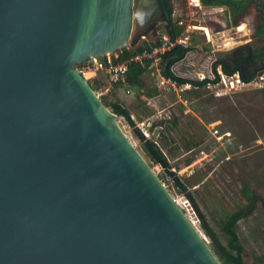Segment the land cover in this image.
Returning a JSON list of instances; mask_svg holds the SVG:
<instances>
[{
  "label": "water",
  "instance_id": "1",
  "mask_svg": "<svg viewBox=\"0 0 264 264\" xmlns=\"http://www.w3.org/2000/svg\"><path fill=\"white\" fill-rule=\"evenodd\" d=\"M134 12L0 0V264H220L76 70L128 47Z\"/></svg>",
  "mask_w": 264,
  "mask_h": 264
},
{
  "label": "rangeland",
  "instance_id": "2",
  "mask_svg": "<svg viewBox=\"0 0 264 264\" xmlns=\"http://www.w3.org/2000/svg\"><path fill=\"white\" fill-rule=\"evenodd\" d=\"M169 1L173 27L180 30L174 44L192 47L183 61L171 67V73L182 81L176 90L160 85L162 71L156 64L143 76V88L139 84L131 87L125 79L123 85L117 84L114 77L107 71L96 70L89 60L76 66V70L93 86L99 99L117 101L129 113L134 127L119 116L118 126L210 250L212 241L204 229L224 244L215 222L240 208L244 215L236 229L243 262L264 264V97L260 92L264 89V70L254 72L259 64L250 60V72H254L250 82L236 84L234 77L216 86L202 83L197 94L186 93L194 91L190 85L184 90L186 83L211 70L212 62L225 60L231 65L228 56L235 48L243 47L245 56L246 50L264 48V35L254 37L258 26L264 29V9H250L234 26L235 18L225 7H203L200 0ZM151 3L152 0H146L145 5L151 7ZM156 3L158 6L157 0ZM257 3L264 5V0ZM138 24L134 20L133 38L139 33ZM164 37L171 42L162 21L136 46L126 48L135 49L160 40L163 43ZM148 91L154 96L148 97ZM173 119H177L175 128L164 133V140L158 138L162 127L152 130V125L160 121L168 125L167 121ZM135 129L157 143L167 157L170 171L184 183L183 190L165 178L162 167L148 162ZM188 160L191 163L186 165Z\"/></svg>",
  "mask_w": 264,
  "mask_h": 264
},
{
  "label": "trees",
  "instance_id": "3",
  "mask_svg": "<svg viewBox=\"0 0 264 264\" xmlns=\"http://www.w3.org/2000/svg\"><path fill=\"white\" fill-rule=\"evenodd\" d=\"M257 1L259 0H241V1H235V0H200V3L203 7H225L227 10H229V13L235 18L233 25L236 26L238 24V18L242 17L246 14H248L249 10L252 8H261L264 9L263 4H258ZM171 14V12H170ZM180 30L177 27H173V33H171L167 27H166V34L168 35L169 39H172V34L175 36V38L179 35ZM264 35V29H262L261 26H258L254 31V37H262ZM162 45V41H157L154 44H143L142 46H139L135 49H127L124 48L118 53L117 59L114 61L117 63L124 62L130 60V58L142 54L144 51L151 52V50L155 47H159ZM190 48H185L188 52ZM176 49H173V52H175ZM169 52L163 53L160 56V59L167 60V55ZM250 60H254L255 63L258 62L259 67L255 69L257 70H264V48L256 47L254 50L251 51V54L249 56ZM164 65H165V62ZM162 62V63H163ZM151 59H143L140 63H130L128 66L127 73L124 77L125 81L131 86L140 85L141 88H143V84L141 82L143 76L151 70ZM169 67H167L166 72L164 71V67L162 66V74L164 76H171ZM252 77V76H250ZM249 77V80H252V78ZM176 80L181 83L179 79L176 78ZM117 84L123 85L121 81H117ZM194 87L192 92L186 91L187 94L194 93L197 94L201 85L199 83H192ZM93 91L95 89L92 85H90ZM155 94L156 91L154 90ZM261 94L264 97V89L260 90ZM148 97L154 96L151 91L147 92ZM101 103L108 109H110L112 112H114L119 117H122L128 121L130 126L134 127L133 121L130 119L129 113L126 111L122 105H120L117 101L112 102H106L103 99H100ZM168 125H163V122H156L154 125H152L151 129L154 130L158 127H162V129L159 131L158 138L160 137L162 140L165 139V132H168L169 130H172L175 128L177 119H173L170 121H167ZM136 135L138 136L139 140L142 142V150L145 153V156L150 164L159 165L162 167L163 171L165 172V178L169 179L173 186L179 190H183L185 188L184 183L181 181L179 177L175 175V173H172L170 171V165L167 160V157L163 153V151L160 149V147L157 145L155 141H151L150 139H147L138 129L134 130ZM191 163L190 160L186 162V165H189ZM244 211L240 208L234 211L233 213L225 216L219 221H216L215 224L219 229V232L224 237V244L220 241L216 240V237L209 233V231L204 229V233L206 237H208L211 242V248L214 253V255L217 257V259L220 261L221 264H244L242 259V252L243 248L241 243L239 242L238 235H237V229L236 225L238 221L243 217Z\"/></svg>",
  "mask_w": 264,
  "mask_h": 264
},
{
  "label": "built area",
  "instance_id": "4",
  "mask_svg": "<svg viewBox=\"0 0 264 264\" xmlns=\"http://www.w3.org/2000/svg\"><path fill=\"white\" fill-rule=\"evenodd\" d=\"M163 40L164 42L162 43L161 46L153 48L151 52L144 51L142 54H138L130 58V60L128 61H124L120 63L115 62L114 60L117 59L119 52L113 55H106V56H102L98 58H91L89 59V61L91 62V64H93L96 70L107 71L110 76L115 78V80L121 81L123 83L129 64L130 63H140L145 58L152 60L151 66L152 64L159 65L162 71V60L160 59L159 55L166 53V51L171 46V42H168L166 37H164ZM98 60H100V62ZM202 73L203 74H200L195 81H190L186 83L184 90L187 89L189 85L193 86L192 83H199L200 85L202 83H207L210 86L211 85L216 86L219 84H226V79L227 80L233 79L232 76L230 77L227 74L221 72L220 68H218L216 72H214L212 69L209 71L207 69L203 71ZM171 74L173 75V77L164 76L161 72L162 76L160 78L159 83L161 86H165V85L168 86V90L170 89L176 90V86L179 85L180 83L176 80V78L178 79V77L174 75L173 73ZM236 82H237L236 84H242V82L237 78H236ZM143 134L146 137V134L145 133ZM217 134L218 132L215 130L214 136L216 137ZM216 139L218 142L219 141L218 137H216ZM175 203L178 204L177 201H175Z\"/></svg>",
  "mask_w": 264,
  "mask_h": 264
},
{
  "label": "flooded vegetation",
  "instance_id": "5",
  "mask_svg": "<svg viewBox=\"0 0 264 264\" xmlns=\"http://www.w3.org/2000/svg\"><path fill=\"white\" fill-rule=\"evenodd\" d=\"M142 3L146 2V0H141ZM148 1V0H147ZM169 3L170 1L167 0ZM153 7L151 5V8L153 11V15L151 16V14L148 12V8L146 9V7H144V9L142 8L141 10V14L139 15L137 21H138V25L140 26V30L139 33H137L136 35H143L144 39L146 37V35L157 26L158 23H161L162 21H164L163 19V13L160 9V5L158 2V6L156 3V0H153ZM171 7V6H170ZM170 12H171V8H170ZM172 15V14H171ZM165 22V21H164ZM144 29V30H143ZM146 33V34H145ZM176 39V38H175ZM140 42V41H139ZM175 43V42H174ZM172 43L171 40V46L169 47V49L166 52H169L167 55V61L165 62V65L167 62H169V64L167 65L170 66L169 70L171 72V67L173 66L174 63H178L181 62L185 59V57L187 56V51H186V47H181L178 44H174ZM180 47V48H179ZM173 49H176L175 52H173ZM244 48L243 47H237L235 48L231 55L228 56V60L231 61V65H228V63L225 60H216L214 62H212L210 64V69H212L214 72L217 71L218 68L221 69V72L232 76V78L236 77L237 79H239L242 83H247L250 82L251 80H249L250 78H253L254 76V72H250V68L249 66H251V64L249 63L250 61V54L251 51L250 50H246V52H248V56H245L243 54ZM165 65H164V71L166 72L167 67L165 69ZM254 205V203H252V206Z\"/></svg>",
  "mask_w": 264,
  "mask_h": 264
},
{
  "label": "bare ground",
  "instance_id": "6",
  "mask_svg": "<svg viewBox=\"0 0 264 264\" xmlns=\"http://www.w3.org/2000/svg\"><path fill=\"white\" fill-rule=\"evenodd\" d=\"M145 3L146 2L142 3L141 0H138L137 5H136V0H135L134 7L136 9V12H134V20H137L138 19L139 15L141 14V10H142V8L144 9V7H146V9L148 8L147 10L151 14V16L153 15L152 14L153 11H154V10H152L153 9L152 8L153 7V3H154L153 0H152V3H151L152 7H149L148 5H145ZM142 38H143V35H136L134 38L133 37H130V40H129L128 45L131 46V47H134V46H136L139 43V41Z\"/></svg>",
  "mask_w": 264,
  "mask_h": 264
}]
</instances>
